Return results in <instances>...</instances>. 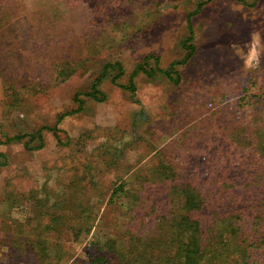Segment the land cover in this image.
<instances>
[{
  "label": "rangeland",
  "instance_id": "obj_1",
  "mask_svg": "<svg viewBox=\"0 0 264 264\" xmlns=\"http://www.w3.org/2000/svg\"><path fill=\"white\" fill-rule=\"evenodd\" d=\"M184 217L264 264V0H0V264H180Z\"/></svg>",
  "mask_w": 264,
  "mask_h": 264
},
{
  "label": "trees",
  "instance_id": "obj_2",
  "mask_svg": "<svg viewBox=\"0 0 264 264\" xmlns=\"http://www.w3.org/2000/svg\"><path fill=\"white\" fill-rule=\"evenodd\" d=\"M188 39V38H187ZM186 41V40H184ZM184 47H190L191 50L188 52L186 59H190V57L194 53V46L188 45L186 43H183ZM118 66L121 68V64L118 63ZM174 64H172L171 69H160L161 71H164L168 74V76H172V72L174 70ZM96 90L93 89V92H90V95L96 94ZM187 189L185 192L187 193V201H186V208L188 210H194V208L198 207V200H197V194L194 192L196 190L195 188L191 186H187ZM124 189L123 186H119V188H116L114 190V194L116 192L121 191ZM178 225V227H177ZM174 231L177 232V239H180V243L177 246V254H175L174 258L175 260L179 259L181 262L180 264H198L199 257L201 254V228L200 223L197 220H193L189 217H184L178 224L176 222V226L173 225ZM185 235V236H184ZM181 237V238H180ZM172 245L174 242H171Z\"/></svg>",
  "mask_w": 264,
  "mask_h": 264
}]
</instances>
